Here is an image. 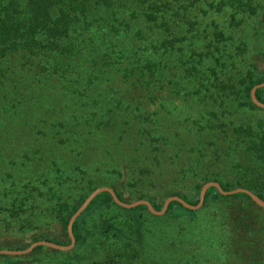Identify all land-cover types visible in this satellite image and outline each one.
Segmentation results:
<instances>
[{
  "label": "trees",
  "instance_id": "obj_1",
  "mask_svg": "<svg viewBox=\"0 0 264 264\" xmlns=\"http://www.w3.org/2000/svg\"><path fill=\"white\" fill-rule=\"evenodd\" d=\"M263 81L264 0H0L1 118L7 110L55 111L37 120L63 147L75 145L77 128L87 126L86 134L100 132L98 143L112 152L98 167L77 159L68 165L62 156L51 174L57 186L34 197L25 183L17 199L0 194V234L32 233L35 241L68 245L70 216L100 186L156 210L167 196L197 204L209 181L223 190L246 188L264 201V108L250 94ZM255 96L264 103V87ZM99 174L107 180L88 186ZM213 206L241 214L229 230L177 228V237L196 246L195 264H264V208L246 193L223 195L215 187L199 209L171 201L160 216L100 192L73 222L71 250H33L66 256L62 264H189L180 245L169 251L167 218L195 221ZM257 220L258 239L250 240ZM54 223L63 239L37 228ZM240 230L245 237L232 241Z\"/></svg>",
  "mask_w": 264,
  "mask_h": 264
},
{
  "label": "rangeland",
  "instance_id": "obj_2",
  "mask_svg": "<svg viewBox=\"0 0 264 264\" xmlns=\"http://www.w3.org/2000/svg\"><path fill=\"white\" fill-rule=\"evenodd\" d=\"M28 99L24 98L22 101L20 100L19 103L21 105L18 104L19 110H21V108L25 109L24 106L28 103ZM9 107L13 109L16 108V105ZM36 109L32 108V110L34 111H36ZM6 112L9 113L8 115L6 114V116L4 115V118H1L3 116H0V194L4 192L8 193L10 195L9 198H11L12 196H14L16 199L19 198V196L22 195L20 191L23 190L21 186L24 183L26 188L29 190V194H31L32 197H34L40 191L47 192V189L49 190V188L54 184L56 187L58 182L55 183V177L51 174L52 172H54L58 165H63L59 164L63 160L62 156L68 159V161L66 162L68 165H74L77 159L76 162L85 163V165H90L92 167H98V165L103 166V159L106 158L105 156H110L112 153L110 148H108L104 144L98 143L101 141L98 139L103 138V135L99 134L100 132H97L95 135L86 134L88 128L87 126L77 128L78 132L81 134V137H77L75 139V145L72 143V145L65 146L66 148L63 147L59 143V137L56 134L50 132V130L52 129H49L50 125L40 124L37 120V118L40 116H43L46 119L47 114H49L50 112L55 113V111H48V113H45L46 110H42L41 113L40 111L30 112L25 110L22 114L16 116L15 114L10 116L12 113L11 110H7ZM31 118L33 120V123H36L37 125H33L32 121H29V119ZM23 121H28L29 124H23ZM46 131L49 133H47ZM88 136L89 140L87 138ZM72 137L73 135H71V137H69L67 140L71 139ZM73 147H75V151L71 152V150H73ZM82 150L85 151V155L82 158L77 157L75 154H78ZM12 170L14 172H11ZM18 172H20L22 175L17 174L16 177H14L13 175ZM45 176L50 177L48 180V185L45 184V186L43 187L41 184ZM106 180L107 179H105V177L103 178L102 175L99 174L95 177L92 176V180L87 182H90L88 186H92ZM202 186L203 184L198 190V201ZM176 190L182 189L176 188ZM3 197H6V194H2L1 198ZM167 197H165V199ZM28 199L30 200V198ZM165 199L162 202V206ZM36 204H38V202H36ZM220 210L221 209H216L214 206L203 208L202 211L198 212V214L195 216V221L191 220L190 217L187 216H182L178 219H174L169 216L167 218V225L172 227L171 232L169 233V236L172 237V241L168 236L166 237L169 239L171 244H175V246H173L172 244V247L169 248V251L175 250L176 245H180V247H182L185 252H188L190 254L187 257V261L184 262L195 264L193 251L196 249V246L191 243V240L184 241L183 235L177 237V228L181 225H186L185 223H187L186 226H189L191 228L205 227L206 229H216L220 226V224H228V230L231 229V226H234V224L237 222V220H235V216H240L241 213H239L237 209L235 210V212H233V208L232 210H230V208L229 210H225V213H221ZM233 214L234 216H232ZM258 224L259 220H257V222L253 221L254 233L252 234V237H249L250 240L252 238L258 239L256 233V227L258 226ZM37 228L41 232H48L49 236H54L56 239H63V230L60 226V223H54L53 226L41 224ZM212 232L215 233V230ZM32 236H34L32 233L20 234L19 232L12 230L5 231L0 234V245L3 246L0 249H8L9 246L27 248L30 244L35 242L34 237L32 239ZM188 237H191L190 234H188ZM211 237H213L212 234L208 235L206 238L210 240ZM233 237L234 238L230 239L235 242L240 239V237H245V234L241 230L234 231ZM181 241H183L182 244ZM170 254L171 253H169L168 257H170ZM241 255H244L246 257L247 252H241L239 257ZM155 257L159 258L160 256L158 257L155 254ZM65 258L66 256L52 255L51 251L48 248H40L35 251L31 250L30 252L18 255L0 254V264H62V262L65 261ZM214 262L215 260L210 261L211 264H213ZM217 262L229 264L223 261ZM175 263L178 262L176 261ZM198 264H202V261H200Z\"/></svg>",
  "mask_w": 264,
  "mask_h": 264
},
{
  "label": "water",
  "instance_id": "obj_3",
  "mask_svg": "<svg viewBox=\"0 0 264 264\" xmlns=\"http://www.w3.org/2000/svg\"><path fill=\"white\" fill-rule=\"evenodd\" d=\"M260 87H264V81L260 82L258 84H255L252 89H251V99L252 101L259 107L264 108V103L260 102L256 96H255V90L260 88ZM209 187H215L217 188V190L223 194V195H232L238 192H243L246 193L248 196H250L252 198V200H254L257 204H259L260 206L264 207V201L262 199H260L257 195H255L254 193H252L250 190L246 189V188H234L232 190H223L221 188V186L219 185L218 182L215 181H209L203 184L200 193H199V201L196 205H191L189 203H187L186 201H184L182 198L178 197V196H169L165 199L163 206L160 208V210H156L151 203L148 200L142 199V200H136L134 202L131 203H125L123 201H121L115 194L114 190L110 187L107 186H101L99 188L94 189L92 192H90L87 197L84 199V201L80 204V206L73 212V214L70 216L69 220H68V224H67V233L69 235L70 238V243L68 245H59V244H55L53 242H49L46 240H39V241H35L32 244H30L27 248L24 249H20V250H9V249H0V254H24L27 252H30L31 250H33V248H35L38 245H45L54 249H58V250H70L71 248H73L74 244H75V238L74 235L72 233V224L75 221V219L83 212V210L87 207V205L91 202V200L100 192L106 191L109 192L110 195L112 196L113 200L119 204L122 207L125 208H132L135 207L137 205L143 204L146 205L147 208L150 210V212H152L155 215H162L165 213L169 203L171 201H178L179 203H181L183 206H185L186 208L189 209H197L202 205V202L204 200V196H205V192Z\"/></svg>",
  "mask_w": 264,
  "mask_h": 264
}]
</instances>
